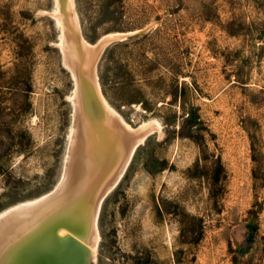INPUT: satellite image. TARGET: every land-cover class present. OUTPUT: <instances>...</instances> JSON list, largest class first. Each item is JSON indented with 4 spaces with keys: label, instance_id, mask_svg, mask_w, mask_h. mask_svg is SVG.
Here are the masks:
<instances>
[{
    "label": "rangeland",
    "instance_id": "rangeland-1",
    "mask_svg": "<svg viewBox=\"0 0 264 264\" xmlns=\"http://www.w3.org/2000/svg\"><path fill=\"white\" fill-rule=\"evenodd\" d=\"M74 2L90 45L135 32L105 47L98 82L133 129L160 132L101 199L95 259L72 229L58 238L83 264H264V0ZM57 12L0 0V216L65 172L75 80Z\"/></svg>",
    "mask_w": 264,
    "mask_h": 264
},
{
    "label": "bare ground",
    "instance_id": "bare-ground-1",
    "mask_svg": "<svg viewBox=\"0 0 264 264\" xmlns=\"http://www.w3.org/2000/svg\"><path fill=\"white\" fill-rule=\"evenodd\" d=\"M56 1L61 47L68 54L75 80L71 97L74 126L68 137L65 172L52 194L1 214L0 264H51L69 252L74 254L73 264H83L82 249L58 238L65 237L67 228L84 239L88 258L95 259L101 199L119 183L136 148L151 133L160 132L155 122L133 129L109 105L98 82L97 63L105 47L112 39L135 32L112 34L90 45L81 35L74 0ZM87 86L94 109L88 106L90 97L85 102Z\"/></svg>",
    "mask_w": 264,
    "mask_h": 264
},
{
    "label": "water",
    "instance_id": "water-1",
    "mask_svg": "<svg viewBox=\"0 0 264 264\" xmlns=\"http://www.w3.org/2000/svg\"><path fill=\"white\" fill-rule=\"evenodd\" d=\"M133 36V34H129V35H124V36H122V37H120V38H114V39H112V41L111 42H123V41H126V40H128L130 37H132Z\"/></svg>",
    "mask_w": 264,
    "mask_h": 264
}]
</instances>
